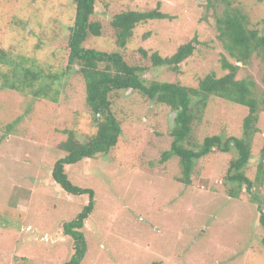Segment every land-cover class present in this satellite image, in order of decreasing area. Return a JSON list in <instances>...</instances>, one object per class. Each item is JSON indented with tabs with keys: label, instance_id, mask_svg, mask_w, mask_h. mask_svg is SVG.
Returning <instances> with one entry per match:
<instances>
[{
	"label": "rangeland",
	"instance_id": "374dc122",
	"mask_svg": "<svg viewBox=\"0 0 264 264\" xmlns=\"http://www.w3.org/2000/svg\"><path fill=\"white\" fill-rule=\"evenodd\" d=\"M228 1L247 16L250 28L264 35V2ZM223 5L219 2L215 9L208 0H96L92 19L101 23V34L87 36L84 45L119 51L130 63L146 66V82L195 87L210 71L216 76L227 72L222 56L234 63L216 38L214 16ZM154 8L171 18L138 24L126 46L117 48L112 15ZM73 16V0H0V46L14 59L26 58L31 67L59 73L66 65L67 27ZM194 37L193 54L176 73L151 67L139 52L143 48L148 54L170 56ZM238 66L235 78L252 79L254 95L264 98L260 58L253 54ZM57 88L52 102L0 86V264H63L73 251L62 224L81 210L88 196L66 193L52 180L51 169L62 156L59 143L65 131L74 130L85 141L95 131L96 119L79 73L69 69ZM112 111L121 126L115 146L65 166L72 183L93 191V210L82 228L87 248L80 264H264L258 203L249 200L244 188L238 198L229 197L223 183L236 151H213L198 159L186 185L176 180L181 176L176 157L160 160L171 142L173 113L131 89L118 94ZM247 113L245 106L210 96L191 140L200 143L212 134L240 137ZM256 126L244 167L252 180L264 141L262 109ZM253 193L264 214V185Z\"/></svg>",
	"mask_w": 264,
	"mask_h": 264
},
{
	"label": "trees",
	"instance_id": "16d2710c",
	"mask_svg": "<svg viewBox=\"0 0 264 264\" xmlns=\"http://www.w3.org/2000/svg\"><path fill=\"white\" fill-rule=\"evenodd\" d=\"M217 9L219 2L224 3L221 11L215 14L216 38L234 63L224 56L220 59L222 69L227 70L220 76L212 71L198 79L195 87L184 86L178 82L151 80L146 82L142 77L146 66L130 63L119 51H103L84 45L87 36H100L101 23L92 19L96 0H73L74 16L67 27V58L61 72H52L34 68L23 56L14 59L5 47L0 46V86L36 98L57 100L58 80L69 69L79 73L85 85V100L96 119L95 131L85 141L76 137L74 130H66L65 140L59 143L62 156L53 163L52 180L59 184L70 195L85 194L88 202L70 220L62 224L63 234L72 240V254L63 264H80L86 252L87 243L82 232L85 220L93 210V191L70 181L65 166L91 159L108 152L117 143L121 133L120 122L112 111L113 100L123 90L131 89L146 99L165 105L173 113V123L169 131L170 145L163 150L160 160L171 157L178 159L181 176L178 182L189 185L196 161L213 151H236L234 158L229 159L223 183L228 185L226 192L231 198H238L245 189L249 200L257 204L258 223L264 231V214L261 212L259 198L253 188L264 185V141L260 149V159L254 179L244 172V167L251 157L250 143L258 132L256 126L258 112L264 110V98L258 100L253 92L254 81L250 78L236 79L238 63L246 64L251 56H258L264 67V35L258 29L250 28L248 19L240 8L228 0H208ZM264 2V0H256ZM158 8L148 11L125 10L112 15L110 26L114 30V42L117 48H124L133 35L134 28L154 19H170ZM197 39L194 37L185 44L179 45L170 56L162 57L154 51L148 54L143 48L139 52L149 59L151 67H165L171 72H179V65L193 54ZM2 69V70H1ZM264 80V72L263 78ZM43 80L49 81L40 85ZM210 96L239 104L248 108L242 120L240 137H223L220 134L207 135L200 143L191 140V133L199 114L205 108ZM259 105L261 107H259ZM228 182V183H227ZM264 247V235L261 238ZM149 264H158L153 261Z\"/></svg>",
	"mask_w": 264,
	"mask_h": 264
}]
</instances>
